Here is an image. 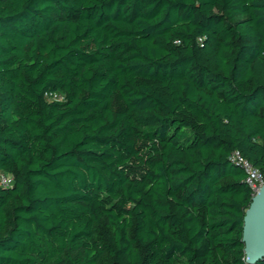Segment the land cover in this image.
Masks as SVG:
<instances>
[{
    "label": "trees",
    "instance_id": "16d2710c",
    "mask_svg": "<svg viewBox=\"0 0 264 264\" xmlns=\"http://www.w3.org/2000/svg\"><path fill=\"white\" fill-rule=\"evenodd\" d=\"M237 151L264 0H0V264H252Z\"/></svg>",
    "mask_w": 264,
    "mask_h": 264
},
{
    "label": "water",
    "instance_id": "95a60500",
    "mask_svg": "<svg viewBox=\"0 0 264 264\" xmlns=\"http://www.w3.org/2000/svg\"><path fill=\"white\" fill-rule=\"evenodd\" d=\"M244 217L242 241L249 263L264 259V184L254 195Z\"/></svg>",
    "mask_w": 264,
    "mask_h": 264
},
{
    "label": "built area",
    "instance_id": "2783aa9c",
    "mask_svg": "<svg viewBox=\"0 0 264 264\" xmlns=\"http://www.w3.org/2000/svg\"><path fill=\"white\" fill-rule=\"evenodd\" d=\"M47 96L52 99L63 100L65 98L64 93L60 92H50ZM234 159L240 164L246 171V182L253 190V196L260 190L264 184V172L257 166L243 157L240 152H235ZM15 182V177L12 173L0 168V186L8 187L13 185Z\"/></svg>",
    "mask_w": 264,
    "mask_h": 264
}]
</instances>
